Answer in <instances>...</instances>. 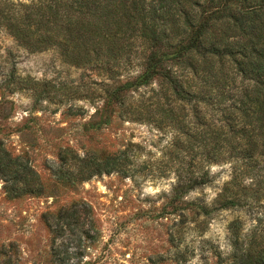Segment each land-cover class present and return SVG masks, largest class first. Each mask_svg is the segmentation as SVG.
I'll use <instances>...</instances> for the list:
<instances>
[{"label": "trees", "instance_id": "obj_1", "mask_svg": "<svg viewBox=\"0 0 264 264\" xmlns=\"http://www.w3.org/2000/svg\"><path fill=\"white\" fill-rule=\"evenodd\" d=\"M0 27L32 53L55 49L63 62L106 76L103 106L95 113L99 121L91 127L107 124L115 109L137 122L149 121L153 111L175 121L177 108L182 120L175 122L186 126L192 117L202 131L185 132L187 148L192 152L199 142L202 160L232 167L212 207L200 206L205 215L252 207L264 198V0H0ZM135 66L141 71L129 75ZM7 81L5 91L30 90L34 106L60 92L30 78L16 82L14 72ZM155 82L150 97L134 98ZM169 100L178 107L165 109ZM202 106L217 116L216 125L207 122ZM72 158L77 172L63 176L69 184L130 172L118 154ZM0 180L10 199L45 192L28 159L13 156L1 142ZM210 182L208 172L179 179L173 193L179 199ZM81 213L89 215V207L74 202L44 220L57 239L65 226H85ZM252 237L245 243L233 233L232 264H264V240Z\"/></svg>", "mask_w": 264, "mask_h": 264}, {"label": "rangeland", "instance_id": "obj_2", "mask_svg": "<svg viewBox=\"0 0 264 264\" xmlns=\"http://www.w3.org/2000/svg\"><path fill=\"white\" fill-rule=\"evenodd\" d=\"M140 71L135 66L128 73ZM12 72L16 82L30 78L60 92L34 106L30 90L5 91ZM107 82L105 75L63 62L55 49L30 52L0 27V142L13 156L28 159L45 186L40 197L10 199L0 180V264H232L236 230L245 243L253 235L264 240V198L252 207L202 213L200 206L211 208L231 179L232 167L202 160L199 142L192 152L187 148L185 132L202 131L192 117L186 126L175 122L182 120L177 108L175 121L153 111L149 121L137 122L115 109L107 124L91 127L99 121L95 113ZM151 89L158 83L134 98L150 97ZM164 103L165 109L178 107L173 100ZM208 109L202 106L207 122L216 125ZM105 154L127 159L129 174L113 171L72 184L63 179L77 172L72 156ZM204 172L210 183L175 198L179 179ZM74 202L90 209L80 214L85 226L73 231L65 226L54 239L44 216Z\"/></svg>", "mask_w": 264, "mask_h": 264}]
</instances>
